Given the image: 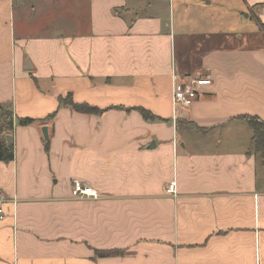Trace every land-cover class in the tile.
Wrapping results in <instances>:
<instances>
[{
  "label": "crops",
  "instance_id": "obj_1",
  "mask_svg": "<svg viewBox=\"0 0 264 264\" xmlns=\"http://www.w3.org/2000/svg\"><path fill=\"white\" fill-rule=\"evenodd\" d=\"M160 1L0 0V264H264V156L244 119L264 122V0ZM199 3L234 19L190 17ZM198 75L193 106L173 107V76ZM67 94L107 111L59 108ZM74 181L98 201L73 200Z\"/></svg>",
  "mask_w": 264,
  "mask_h": 264
},
{
  "label": "trees",
  "instance_id": "obj_2",
  "mask_svg": "<svg viewBox=\"0 0 264 264\" xmlns=\"http://www.w3.org/2000/svg\"><path fill=\"white\" fill-rule=\"evenodd\" d=\"M58 104L59 108L60 107H70L73 111L76 113H82V114H87V115H101L107 110H101L97 107L90 106L86 103H80L76 104L72 101V96L71 94L65 95V97L59 98L58 99ZM118 109V108H117ZM138 114L143 117L145 121L148 122H155V121H164L161 118H158L157 116L151 115L148 111L139 108L136 110ZM56 115V111L53 112L50 116H48L45 121L51 120L54 116ZM13 114L10 109V106L2 105L0 104V124H3L6 129V135L11 134V131L14 126V121H13ZM249 125L250 129H252L253 135H252V146L253 149L257 152H261V154L264 156V122L261 121L260 119H257L255 117H245L244 118ZM35 120L30 119V118H21V119H16V126H29L33 124ZM48 145V143H47ZM46 145V146H47ZM14 158V150L12 148V144L10 143L9 145L6 144L5 137L0 141V162L4 164H8V162H11ZM101 256H108L109 254H103L99 253Z\"/></svg>",
  "mask_w": 264,
  "mask_h": 264
},
{
  "label": "built area",
  "instance_id": "obj_3",
  "mask_svg": "<svg viewBox=\"0 0 264 264\" xmlns=\"http://www.w3.org/2000/svg\"><path fill=\"white\" fill-rule=\"evenodd\" d=\"M172 82V94L171 101L173 107L190 108L198 98L202 89L209 85L210 81L203 76H194L189 78L179 79L173 76ZM167 193L171 196L176 194L175 182H171L166 188ZM71 198L73 200L83 201L88 199L92 201H98L100 198V192L94 188L85 185L84 183L74 181L70 189ZM3 199L0 196V219L4 218L2 210Z\"/></svg>",
  "mask_w": 264,
  "mask_h": 264
},
{
  "label": "rangeland",
  "instance_id": "obj_4",
  "mask_svg": "<svg viewBox=\"0 0 264 264\" xmlns=\"http://www.w3.org/2000/svg\"><path fill=\"white\" fill-rule=\"evenodd\" d=\"M21 0H17L18 4L20 3ZM173 0H161L160 2H163L164 5H167L168 2H172ZM140 3H143L144 4V7H147V4H151L152 2H157V0H139ZM207 2H209V0H207ZM146 4V5H145ZM197 4H195L196 6ZM201 8H198L196 7L195 8H191L188 12H189V15L190 17H193L195 15H197V17L199 16H204V14H216V13H222V16H227L229 19H232L233 18V15L236 13V11L234 10H231L230 9V6L229 5H226L225 8H222V9H217L215 8L216 6L215 5H210V7H205L203 6V3H199L198 4ZM26 6L27 4L25 3V6L22 8V9H19L20 11H26ZM188 8H190L188 6ZM167 11V10H166ZM182 11V10H181ZM182 13H180L181 15ZM21 15V14H20ZM19 15V16H20ZM174 15H176V17L178 16V14L175 12ZM21 17V16H20ZM23 18V17H21ZM38 18V17H37ZM228 19V20H229ZM234 19V18H233ZM227 20V23L229 25V27L235 25L233 24V21L231 23H229ZM242 21V24L241 25H235V27H232V29H235L237 31H231L230 33H236V34H241V33H244L247 32V31H243L242 29V25L245 23L246 24V20H245V15H243L242 17L239 18V21ZM251 24H254L253 22H250ZM250 23H247V24H250ZM20 24V28L19 29H23L21 25L23 26H26L24 25L22 19H18L17 18V26ZM243 27H246V25H243ZM27 29V28H26ZM248 43H250L251 46H258V45H261L263 43V41H259V40H256V42H250L248 41ZM5 126L3 124H0V141H2V135L3 133H6V129L4 128Z\"/></svg>",
  "mask_w": 264,
  "mask_h": 264
},
{
  "label": "water",
  "instance_id": "obj_5",
  "mask_svg": "<svg viewBox=\"0 0 264 264\" xmlns=\"http://www.w3.org/2000/svg\"><path fill=\"white\" fill-rule=\"evenodd\" d=\"M41 135H43L44 140L47 142L48 139H49V136L47 134V128L46 127H43L41 129ZM10 142H11V136L10 135H7V137H6V144L9 145ZM152 146H153V144H152Z\"/></svg>",
  "mask_w": 264,
  "mask_h": 264
}]
</instances>
